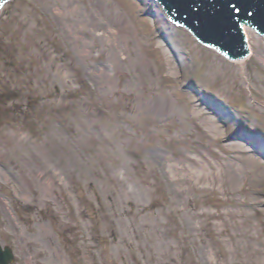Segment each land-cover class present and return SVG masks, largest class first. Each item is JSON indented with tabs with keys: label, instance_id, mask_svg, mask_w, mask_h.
Here are the masks:
<instances>
[{
	"label": "rangeland",
	"instance_id": "rangeland-1",
	"mask_svg": "<svg viewBox=\"0 0 264 264\" xmlns=\"http://www.w3.org/2000/svg\"><path fill=\"white\" fill-rule=\"evenodd\" d=\"M102 1L108 31L84 0L0 12V91L22 94L0 102L20 104L0 126L10 264H264V38L231 61L166 21L119 34L138 22Z\"/></svg>",
	"mask_w": 264,
	"mask_h": 264
},
{
	"label": "bare ground",
	"instance_id": "bare-ground-1",
	"mask_svg": "<svg viewBox=\"0 0 264 264\" xmlns=\"http://www.w3.org/2000/svg\"><path fill=\"white\" fill-rule=\"evenodd\" d=\"M119 2H121L122 4H125V11L127 12V14L132 18V20H136L138 23H137V27H134L131 23L132 22H130V21H128L127 22V24H125L124 26L125 27H121L120 26V31L118 32L119 34H123V35H125V33H133V34H135V33H138V34H140V36H143V39L144 40H146L145 38H146V35L148 34L149 35V32H150V28L152 27L153 29L154 28H156L162 21L164 22V21H166V16L165 15H163V13L161 12V10H159V8L160 7H158V5L155 3V1H150V5L151 6H153V7H151V9L153 10V12H155V15L153 16V18L150 20V19H148L147 17H144L145 19H139V17H138V14H137V11L139 10V9H143L144 7H145V5H147L146 4V2L145 1H140V0H118ZM9 2V1H8ZM87 2V15L88 16H90V20H92L91 21V23H93L94 24V26L95 25H98V26H100L101 28H103L104 30H107L108 31V29L106 28V27H104V25H105V19H104V17L103 16H105V13H104V11H106V9H105V7H103L101 4H103V1L102 0H88V1H85L84 0V3H86ZM7 3V1L4 3V5ZM67 6H71L69 3H67ZM3 7V6H2ZM72 7H74V9L73 10H75V9H77V7L76 6H72ZM150 7V6H149ZM103 8H104V11H103ZM107 8V7H106ZM72 9V8H71ZM76 16H78V17H76ZM68 18H70V17H68ZM93 18H94V21H93ZM120 18H121V15H120ZM74 20H75V23H79V24H76V28H77V31H82L83 33H86V32H84L85 31V28H86V25L84 24L85 22V18L83 17V15H75V17L73 18ZM140 20H143V21H140ZM87 21V20H86ZM107 22H108V20H107ZM167 22V21H166ZM74 23V22H73ZM71 23H69V24H64L65 25V27L67 26V25H70ZM145 24H147V25H149V30H145L146 28H145ZM25 26H22V29H21V32L22 33H24V34H27V33H29V32H31V30L32 31H34V29L33 28H29L26 24H24ZM118 25H120V23L118 24ZM73 29V28H72ZM24 32H23V31ZM131 30V31H130ZM246 30H247V28H246ZM148 32V33H147ZM248 35H250V34H252V31L251 32H249V31H247L246 32ZM247 35V36H248ZM170 40H171V43H173L174 42V40H175V38H172V35H168L167 36ZM171 37V38H170ZM78 38V37H77ZM79 39H80V41L82 42V43H84V38L83 37H79ZM149 42V41H148ZM33 45V47H34V49H37V48H39L42 44L41 43H39V45H38V43H34V44H32ZM253 48V47H252ZM151 52L153 53V55H155V56H157L158 58H159V51L158 50H156V49H152L151 50ZM252 52H254L253 51V49H252ZM150 53V52H149ZM112 54H114L113 52H112ZM147 55H149L150 57H152L151 56V54H147ZM248 58V57H247ZM247 58H244V60L246 59L247 60ZM241 61H243V60H241ZM202 93H203V91H202ZM205 93V92H204ZM209 94V93H208ZM208 94H207V96H208ZM211 97H209V99H210ZM210 105H211V107L215 110V111H217L218 112V116L219 117H221V116H223V115H228V113L227 114H225V112H220V108H223L224 106H223V103H222V101H220L218 98H216V97H213L211 100H210ZM224 108H226V107H224ZM249 111V110H248ZM227 118H229L230 116H226ZM248 142V141H247ZM249 143H251V145H252V147L254 146L255 148H257L256 146H255V143L253 142H249ZM250 145V144H249ZM256 159H254V162H255V164L257 165L258 163H259V160L257 159L256 161H255ZM11 259H9V258H7V259H5L4 261H7V263L9 264V262L10 263H12L13 261H14V259L12 258V257H10ZM6 264V263H5Z\"/></svg>",
	"mask_w": 264,
	"mask_h": 264
},
{
	"label": "water",
	"instance_id": "water-1",
	"mask_svg": "<svg viewBox=\"0 0 264 264\" xmlns=\"http://www.w3.org/2000/svg\"><path fill=\"white\" fill-rule=\"evenodd\" d=\"M140 1H147V0H140ZM149 1H154V0H149ZM177 1V0H176ZM216 2L220 1V0H215ZM179 3H181L180 0H178ZM253 5H254V2H253ZM232 15H235V14H232ZM235 19V17H232ZM237 25L234 24L233 27L235 29V33H234V38L236 39V41H241V38H240V33L238 31V28L236 27ZM226 38V37H225ZM2 93H4V95L6 94V98H18V97H22V94H21V91L19 89H16V88H13L12 90H9L8 88H3V91H0ZM1 93V94H2ZM9 96V97H8ZM1 98H3V96L0 95ZM19 106L20 104L17 103V102H12V103H9V104H6V107H3V110L0 109V126L1 124L7 119V115L4 116V113L3 112H6L7 109H19ZM2 253V251H0ZM11 257V254L8 250H6L5 253L3 254H0V261L2 263H7V261H4L5 259L9 258L10 259Z\"/></svg>",
	"mask_w": 264,
	"mask_h": 264
}]
</instances>
